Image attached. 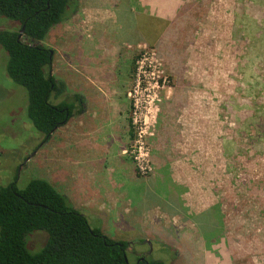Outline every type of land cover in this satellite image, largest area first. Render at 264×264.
<instances>
[{"label":"rangeland","instance_id":"rangeland-1","mask_svg":"<svg viewBox=\"0 0 264 264\" xmlns=\"http://www.w3.org/2000/svg\"><path fill=\"white\" fill-rule=\"evenodd\" d=\"M183 8L185 25H189V18L198 20L194 30L189 33L179 28L169 30L166 28L168 23H164L147 30H158L156 35L162 36L159 45L151 39L155 36L153 32L149 43L130 48L134 51L124 89L129 104V139L121 154L133 164L138 177H150L154 172L152 141L158 132L162 109L170 104V96L187 90L199 94L202 101L201 95H204L205 103H195L200 110L205 107V130L201 131L198 124L199 133H205V153L200 154L205 159L203 166L199 163L191 166L194 169L192 192L194 201L201 199L199 186L204 184L205 211L218 206V215L209 216L217 236L207 241L205 234L203 238L195 227L176 232L172 229L171 235L148 232L147 236L150 233L154 239L168 244L162 247L146 245L143 240L136 239L135 243L126 240L144 236L139 229L104 230L102 233L115 241H127L129 264H135L136 251L146 252L149 246L152 247L149 259L163 260L166 264H197L193 255L195 246L179 240L185 236L203 238L208 260H212L207 261L205 257L206 264H223V261L264 264V0H191ZM198 10L200 14L205 13V18L196 13ZM221 12L230 14V19L225 21L218 17ZM112 26L117 30L123 23L120 19ZM17 28L16 23L0 18V30ZM58 37V29H52L43 44L52 50ZM117 42L123 44L126 40L120 37ZM189 52L191 56L187 57L185 53ZM177 57L188 60L177 61ZM6 60L0 47V188L12 183L23 188L32 179H45L43 173L47 175L52 147H46L43 152L44 137L27 117L26 91L8 77ZM57 68L54 62L50 74L57 75ZM183 77L202 79L205 86L176 85ZM165 95L168 96L166 102ZM135 116L145 120L147 125L140 133L144 136L142 143L149 150L152 167L146 175L138 172L130 154L139 131L133 125ZM194 125L196 120L192 124L187 121L186 146L179 152H186L193 144L191 131ZM199 143L202 146L200 136ZM200 145L197 152H201ZM202 220L205 225L207 219ZM90 225L94 228L91 222ZM175 235L181 242H177ZM47 238L43 231L28 234V251L38 253Z\"/></svg>","mask_w":264,"mask_h":264},{"label":"crops","instance_id":"crops-1","mask_svg":"<svg viewBox=\"0 0 264 264\" xmlns=\"http://www.w3.org/2000/svg\"><path fill=\"white\" fill-rule=\"evenodd\" d=\"M190 2L79 0L78 12L67 22L52 28L58 29L59 37L52 48L58 73L51 76L66 86L65 94L54 103L70 98L74 112L66 125L56 129L48 141L43 142V152L46 147H52L43 180L64 195L94 228L101 231L139 229L145 234L138 238L128 237L126 240L131 243L137 239L146 245L164 247L168 244L154 239L150 233L151 237L147 236L148 232L171 235L172 229L174 232L193 227L198 229L192 219L205 213L204 184L199 186L201 199L194 201L192 192L194 169L191 166L198 163L203 166L205 159L200 156L205 153V133H199L198 128L199 124L200 130H205V107L200 110L195 103L201 101L199 94L187 90L172 94L170 104L162 109L158 132L152 141L154 172L150 177H138L133 164L121 154L129 139V104L124 89L134 51L130 48L149 43L151 39L159 45L162 36L156 35L158 30H147L164 23H168L166 28L169 30L179 28L187 33L194 30L198 20L189 18V25L184 24L183 7ZM196 13L200 14V10ZM200 16L205 18V13ZM217 16L225 21L230 19V14L225 12ZM120 19L123 26L113 29L111 25ZM203 22L205 27V19ZM153 32L155 36L151 37ZM120 37L126 42H117ZM185 55L188 57L190 52ZM182 59L188 60L176 58L177 61ZM176 85L205 86V81L183 77ZM201 98L205 103V96L201 95ZM167 100L165 95L164 102ZM194 120L193 144L186 152H179L186 146L187 121L192 124ZM199 136L202 146L198 144ZM199 145L201 152H197ZM174 238L177 242L195 246L193 255L197 264H206L205 257L212 261L206 255L204 237L185 236L179 239L181 241L176 235ZM223 264L228 262L223 261Z\"/></svg>","mask_w":264,"mask_h":264},{"label":"trees","instance_id":"trees-1","mask_svg":"<svg viewBox=\"0 0 264 264\" xmlns=\"http://www.w3.org/2000/svg\"><path fill=\"white\" fill-rule=\"evenodd\" d=\"M78 9L79 0H0V18L18 25L17 30H0L6 73L25 89L27 117L43 135V142L66 125L74 112L70 101L53 102L65 94L66 86L51 76L54 53L43 41ZM218 212L215 206L192 219L207 241L217 236L209 216ZM204 218L207 222L200 226ZM35 231L45 232L48 238L32 254L26 237ZM128 248L127 242L112 240L91 227L88 218L43 179H32L23 188L14 183L0 188V264H129ZM134 258L135 264H166L159 259Z\"/></svg>","mask_w":264,"mask_h":264},{"label":"built area","instance_id":"built-area-1","mask_svg":"<svg viewBox=\"0 0 264 264\" xmlns=\"http://www.w3.org/2000/svg\"><path fill=\"white\" fill-rule=\"evenodd\" d=\"M133 125L136 128H138L139 131L137 134V139L134 144V150L130 154L132 155V158L135 161L138 172L141 175H146L152 169L150 159H149V150L142 143L144 136L140 134L141 131L145 128V126H147L146 121L141 120V118L138 116H135L133 118Z\"/></svg>","mask_w":264,"mask_h":264},{"label":"flooded vegetation","instance_id":"flooded-vegetation-1","mask_svg":"<svg viewBox=\"0 0 264 264\" xmlns=\"http://www.w3.org/2000/svg\"><path fill=\"white\" fill-rule=\"evenodd\" d=\"M131 247L133 248V246H131ZM149 252H150V253L152 252V247H150V246L148 247V251H146V252L144 251V252H140V253H139V252L136 251V252H135V256H136V257H140V259L143 260V259H145V258H148V255H149L148 253H149Z\"/></svg>","mask_w":264,"mask_h":264},{"label":"water","instance_id":"water-1","mask_svg":"<svg viewBox=\"0 0 264 264\" xmlns=\"http://www.w3.org/2000/svg\"><path fill=\"white\" fill-rule=\"evenodd\" d=\"M23 30H24V27L21 29L20 33H19V38L21 37V35L23 34ZM150 254V252L148 253Z\"/></svg>","mask_w":264,"mask_h":264}]
</instances>
